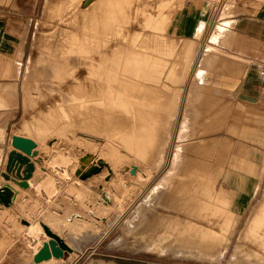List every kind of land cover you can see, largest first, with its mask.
<instances>
[{
	"label": "rangeland",
	"instance_id": "1",
	"mask_svg": "<svg viewBox=\"0 0 264 264\" xmlns=\"http://www.w3.org/2000/svg\"><path fill=\"white\" fill-rule=\"evenodd\" d=\"M45 1L0 0V4L6 5L0 8V93L5 103L3 107H0V173L5 169V165L3 166L1 160H3L5 152L10 146L11 134L19 132L28 137L31 136L32 139L35 138L33 137L34 132H30L25 127L31 125L35 129L46 126L45 130L40 128V131H45V147L50 144L56 146L49 149L51 151H47L48 159L42 163L45 171L35 175L28 192H23L22 199L20 192L14 208L7 210L8 219L0 216V242L4 239L3 245L0 244V264H26L19 261V252L24 251L27 254L26 258L22 256L21 258L22 260L24 258L28 260V255L33 253L40 245L44 230L39 219L45 216L44 211H47L49 219L61 218L60 222H63V224L69 213L77 212L82 216L77 217L80 218L79 221L85 223L81 232V241L78 243L80 249L65 252V256L58 262H52L53 264H256V262L257 264H264V257L260 258L258 255H254L249 263L242 258V255L250 254V249H253L257 254L261 253L259 249L250 246L251 243L245 240L239 242L238 251L236 248V235L238 232L231 238L226 249L223 248L222 252L218 253L215 260L201 261L196 259L195 254L181 255L174 252L173 248L166 253L147 252L146 244L150 243L152 238L158 240L163 235V232L159 231L157 227L154 229V225L147 231L144 227H141L143 229L139 227L140 230L137 228L139 231L136 229L137 233L135 230H128L129 224L136 215V207L143 202L152 187L162 181L172 165L180 161V155H185L189 158V161L190 157L201 154L194 147L196 144H200L199 142L203 143L204 140L202 139L205 138L188 135L190 125L188 119L184 118L185 109L191 100L197 110L196 113L191 110L188 115L193 126L196 125L198 117L196 116V119H193L192 115L201 116L206 113L205 111L208 108L204 99L194 103L192 98L193 84H195L194 89L199 90V99H201L203 94L209 92L208 84L210 82L215 81L221 75H226L228 78L224 79L223 83L233 84V88L234 84L239 81L238 77L243 71L246 76L242 80L244 85L241 87V92L237 95L234 94L235 97L231 94L223 98L228 99L229 102L231 123L241 130L244 128L243 125L249 124L251 126L252 121L258 120L261 129L264 130V74L261 72L264 70V0H203L206 3V9L198 28L199 34L197 30L181 32L174 26L169 31L161 29L175 14L180 0H173L171 4L170 2L163 4L168 0H149L150 2L148 0H132V7L128 9V13L121 11L124 15L117 16L120 19L116 33L118 37H114L116 39H112L113 42L111 40L109 43L102 45L100 51L110 52L111 49L112 52L114 46L110 48V45L107 44L115 45L116 43L118 46L121 44L125 51L131 48L133 55L138 57L140 53L145 52L146 48L145 44L141 43L142 40L146 37L147 40H153V37L158 36V34L159 36L166 34L173 42H180L188 36L195 41L191 39V47L185 55L184 62L180 65L175 62L174 54H165L166 65L162 72V84L165 85V91L161 94L156 91V94L153 95L156 99L153 104L163 105V109L159 110V114L161 112L164 117L167 114H174L177 117L165 164L160 171L152 172L149 181H147L145 179L147 177L146 172H142V170L144 171L142 164L137 162L133 156L129 157L128 161L130 163L140 166L142 177L139 180V178L129 174L130 177L127 178L129 187H125L121 191L111 185L107 186L111 194L108 201L109 209L101 211L93 220L87 214L86 209L89 204L94 208H97L98 204H95V194L88 189V186L93 182L103 180V178L97 176V174L95 175L97 177L91 178L84 184L76 176L73 163L78 154L76 146L79 145L86 149L95 148L97 147L95 141L98 142L97 138L100 136H94V133L89 132L84 125H80L81 115L72 109L75 107L74 104L82 103L80 98H75L69 93L68 97L63 100L60 92L68 93L69 91L65 87L56 86L53 82L44 81L43 79L46 76L42 70L45 67L47 73H50L52 69L50 65L56 55L84 49L89 43L86 40L88 34L85 28L88 24L84 22L80 14L72 18L70 14L72 11H77L78 6L75 7L67 0H51V3L46 7L44 5ZM143 11L146 13L152 11L156 15L157 21L154 25L156 28L145 24ZM224 22L234 28L236 37L225 43V45H220L217 41L210 40V37L217 32L218 27ZM194 24L195 21H192L191 25ZM136 27H139V29ZM201 32L202 36L200 35ZM198 40L200 41L198 42ZM207 44L211 47L226 49L234 55L242 56L243 58L238 59L240 62L237 63L234 61L236 57L226 55V58L237 64L236 67L239 71L225 72L222 70L221 72L214 70L209 72L203 70L202 75L200 74L195 81L196 64L199 57L208 52L206 50ZM33 51L36 54L33 55L31 63L33 67L31 78L24 82L26 66L28 65L30 53ZM118 51L119 49L116 52ZM150 51L155 52V49L151 48ZM115 57H118V55ZM110 58H113V56ZM217 58L220 59V57ZM34 78L41 80L40 83L36 82ZM159 88L161 86H157L156 89ZM135 92V101L138 98L143 102L145 100L151 102L152 97H147V94L143 95L138 90ZM232 97L234 98L233 101ZM133 105H136L135 102ZM139 106L142 107L141 104L137 105V107ZM60 110L63 115L57 119L54 114H60ZM84 123L85 120L83 119ZM85 133L90 135H87L88 138L81 140L80 135ZM229 134L227 140L218 139L220 144L213 151L219 157L216 165H229L231 162L232 164L243 163L246 166L258 165L262 171L264 169V143L245 141L248 154L254 155L243 159L238 156L240 138L234 134ZM57 138L60 141L58 143L56 142ZM96 150L99 151L98 148ZM236 157L239 159L237 160ZM61 158L62 160H60ZM263 177L264 172L261 175V182ZM255 181H260L259 175L250 176V182L254 183ZM262 187L260 192L252 197L251 203L256 201ZM78 188L84 190L80 196L77 195L76 189ZM97 202L99 203V201ZM165 210L170 209L165 208ZM21 217L26 218L31 223L28 228L22 224ZM15 227L17 228L16 231ZM93 227L98 230L99 237L90 236V229ZM65 228L66 226L63 225L59 231L64 234ZM223 233L226 232L223 231Z\"/></svg>",
	"mask_w": 264,
	"mask_h": 264
},
{
	"label": "bare ground",
	"instance_id": "2",
	"mask_svg": "<svg viewBox=\"0 0 264 264\" xmlns=\"http://www.w3.org/2000/svg\"><path fill=\"white\" fill-rule=\"evenodd\" d=\"M67 1L72 5L74 4L75 7L78 6V10L72 11L70 14L72 18L80 14L84 22L88 24L85 28L88 34L86 40L89 43H87L86 47L84 46V49L56 55L55 57L57 58L54 57L53 63L50 65L52 69L49 74L45 67L42 68L46 76L43 80L53 82L56 86L65 87L69 91L68 93L59 91L63 100L68 97L69 93L75 98H80L82 103L78 105L74 104L75 107L72 108L73 111L79 112L81 115V120H79L80 125H84L89 132L94 133V136H100L97 138L98 142L95 141V145H97L95 148L88 147L89 149H86L77 145L78 154L73 163V170L79 169V172L75 174L82 183L85 184V182L97 176L103 178V180L93 182L88 186V189L95 194V204H98V207L94 208L86 202L89 204L86 212L91 216V220H93L101 211L109 209L108 201L111 198V194L107 186L111 185L118 191L124 190L125 187H129V181H127V178L130 177L129 174L140 180L142 172H146L147 177L145 179L149 181L151 173L160 171L165 164L177 117L174 114H167L165 117L161 115V112L159 114V110L163 109V105L159 103L154 105L153 103L156 99L153 95L156 94V91L160 94L165 91V85L162 84V72L166 65L165 54H174L175 62L179 65L182 64L187 51L191 47L192 38L190 36L184 37L183 40L180 42L175 41V43L166 34H162V36L158 34V36L153 37V40H147L146 37L141 42L143 45L145 44V52L140 53L138 57L133 55L131 48L125 51L121 44L118 46L116 43L115 45L107 44L110 45V48L114 46L112 52L111 49L110 52H103L100 51L102 45L109 43L112 39H116L114 37H118L116 33L120 19L117 16L124 15L121 11L128 13V9L132 7V0ZM172 1L168 0L163 4L167 2L171 4ZM50 3L51 0H46L44 3L45 7ZM205 9L206 3L203 0H180L175 14L164 26L162 25L161 29L169 31L174 26L181 32L198 31ZM142 13L145 24L156 28L154 26L157 21L156 15L152 11L147 13L143 11ZM192 21H195L194 25H191ZM197 33L199 34V31ZM235 37L234 28L228 26L227 22H224V24L218 27L217 32L211 35L210 40H215L220 45H225V43ZM140 47L142 48V46ZM151 48L155 49V52L150 51ZM118 49L119 51L116 52ZM206 50L208 52H205L200 57L198 55L199 59L194 74L196 78L193 77L195 81L199 78L200 74L202 75L203 70L209 72L214 70L221 72L222 70L225 72L239 71L236 67L237 64L226 58V55L236 57L234 61L237 63L240 62L238 59L243 58L242 56L234 55L226 49L211 47L209 44H207ZM34 52L30 53L24 82H27L31 78V71L33 70L31 63L33 55L36 54ZM116 55L118 57L114 58ZM111 56L113 58H110ZM11 57L14 58L13 56ZM217 57H220V59ZM245 76L246 73L242 71V74L238 77L239 81L232 88L233 84L223 83V80L228 78V76L221 75V77L208 84L209 92L203 94L201 99H199V90H195V84H193L192 98L194 103L204 99L208 108L205 111L206 113L201 116L192 115L193 119H196V116L198 117L196 125L193 126L188 115L191 110H194V113L197 110L191 100L185 109L184 118L188 119L190 125L188 135H193L196 138H205L202 139L204 140L203 143L199 142L200 144H196L194 147L201 154L195 155L192 158L189 156V161V158L185 155H180V161L173 164L172 167L169 165L171 169L162 181L156 183L143 202L136 207V215L131 224H129V231L135 230L137 233L139 227L140 229L144 227L147 231V229L154 225V229L157 227L159 231L163 232V235L158 240L152 238L150 243L146 244L145 248L147 252L166 253L173 248L174 252L181 255L187 253L189 255L195 254L196 259L201 261L215 260L218 253L220 254L223 248L226 249L231 238L238 232L236 235L237 250L240 245L239 242L245 240L251 243L250 246H255L259 249L261 253L257 254L253 249H250V254L242 255V258L246 259L249 263L254 255H258L260 258L264 257V177L261 182V175H263L264 169L261 171L258 165L251 164L252 166H246L243 163L238 164L237 162V164H232L231 162L229 165L222 164L218 166L216 162L219 157L213 152L215 148L217 149V145L220 144L218 139L227 140L226 138H228L229 133L240 138L238 156L243 159L244 157L254 155L248 154L245 141L250 140L254 143H264V130L261 129L258 120L252 121L251 126L249 124L243 125L244 128L239 130L236 125L231 123L228 99H223L231 94L235 97L237 93L241 92V87L244 85L242 84V80ZM34 80L39 83L41 81L37 78H34ZM157 86H161V88L156 89ZM136 90L139 93L142 92L143 95L147 94V97H152L151 102H146V100L143 102L138 98L135 101L134 98L136 96L134 93H136ZM134 102L136 105H133ZM139 104L142 107H137ZM4 105V98L0 93V107ZM156 107L157 109L154 110ZM54 115L58 119L63 113L60 110V114ZM83 119L85 120L84 124ZM25 128L30 132H34L33 137L35 138L33 140L36 143L34 149L37 154L35 156L30 155L29 159L35 163L34 175L37 173L39 175L40 172L45 171L42 163L48 159L47 151H51L49 149L55 145L50 144L48 147H45V131L40 130H45L46 126L40 127L41 129L38 127L33 129L31 125ZM87 135L89 136L90 134L85 133L84 135H80V139L88 138ZM56 142H60L59 138L56 139ZM10 148L13 149L11 141ZM86 154L87 159L81 161L80 157ZM131 156L142 164L144 171L142 170L141 172L139 165L128 161V158ZM236 158L237 160L239 159L238 157ZM6 159L7 155L4 156L3 161L1 160L3 165L4 162L6 163ZM99 162L102 165H99ZM93 164L100 166L99 171L85 179L80 178L79 174ZM20 174H22L21 171ZM251 175H259L260 181L251 183ZM0 178L2 179L0 187L8 186L11 190V202L9 205L0 203V209L2 207L14 208L21 189L27 187H22L19 184L21 175L18 177L15 172H9L8 178L0 174ZM261 187L262 191L258 198L254 203H251L252 197L260 192ZM76 191L78 196L84 192L83 188H78ZM165 208L170 210H165ZM121 209L123 210V208ZM43 213L45 216L39 219L42 227L43 225L47 226L61 238L63 243L68 247L64 252L79 250L80 245L78 243L81 241V232L85 223L80 222V218L77 217L82 216L77 212H71L64 219L65 222L63 224V222H60L61 218L55 220L49 219L47 211ZM21 222L27 228L31 225L30 222L27 223L23 219H21ZM63 225L66 226L64 234L59 231ZM168 228L170 229L169 231L167 230ZM90 230V236L97 237L99 235L95 227ZM223 231L226 233H223ZM48 238L44 231L40 244L42 245ZM19 253V261L26 264H53L52 262H58L64 257L51 256L48 260L35 263L33 255L29 254L28 260H25L27 254L22 250ZM21 256L25 257L24 260H22Z\"/></svg>",
	"mask_w": 264,
	"mask_h": 264
},
{
	"label": "water",
	"instance_id": "3",
	"mask_svg": "<svg viewBox=\"0 0 264 264\" xmlns=\"http://www.w3.org/2000/svg\"><path fill=\"white\" fill-rule=\"evenodd\" d=\"M11 144L13 149H10L7 153V159L5 163L4 171L1 174L8 178L9 172H15V174L20 177L21 181L19 184L22 187H28V180L32 177L33 171L35 169L34 162L29 159V156H35L37 152L35 151V141L29 137L22 135H12ZM87 159V154L80 157L81 161ZM99 165H102L99 162ZM100 166L90 165L87 169H84L79 177L85 179L92 174L99 171ZM20 171L22 174H20ZM79 169H76L75 173H78ZM11 202V190L8 186L0 187V203L4 205H9ZM43 229L46 235L49 237L47 241H44L38 251L33 255V260L35 263H40L42 261L48 260L53 257H63L65 256V249L68 247L63 243L61 238L52 232L47 226L43 225Z\"/></svg>",
	"mask_w": 264,
	"mask_h": 264
},
{
	"label": "crops",
	"instance_id": "4",
	"mask_svg": "<svg viewBox=\"0 0 264 264\" xmlns=\"http://www.w3.org/2000/svg\"><path fill=\"white\" fill-rule=\"evenodd\" d=\"M4 6H6L5 4H4ZM2 4H0V8H2V7H4ZM8 7V6H7ZM20 9V8H19ZM12 135H22V136H25V137H27L26 135H23V134H21V133H19V132H15V133H13V134H11V136ZM11 136H10V140H9V142L11 141ZM11 148H10V146H9V148L6 150V152H5V156L7 155V153H8V151L10 150ZM4 158V157H3ZM3 161V160H2ZM4 165H5V162H4ZM3 165V166H4ZM34 165H35V163H34ZM35 169H34V171H33V174H32V177L28 180V182H29V186L27 187V188H25V189H21V199H22V197H23V192H28V190H29V187L31 186V183L33 182V179H34V177H35ZM1 174V173H0ZM1 178H0V184H1ZM9 208H6V207H2L1 209H0V216H2V217H4V218H6V219H8V216L6 215V212H7V210H8ZM21 219H26V218H21ZM40 219H41V217H40ZM27 223L29 222V220H25ZM41 223V222H40ZM23 224V223H22ZM24 225V224H23ZM17 230V228L15 227V231ZM3 243H4V239H2L1 240V242H0V244L1 245H3ZM40 246H41V244L36 248V250L33 252V253H30L31 254V256L32 255H34V253H36L37 251H38V249L40 248Z\"/></svg>",
	"mask_w": 264,
	"mask_h": 264
},
{
	"label": "built area",
	"instance_id": "5",
	"mask_svg": "<svg viewBox=\"0 0 264 264\" xmlns=\"http://www.w3.org/2000/svg\"><path fill=\"white\" fill-rule=\"evenodd\" d=\"M261 72H262V74H264V70H262Z\"/></svg>",
	"mask_w": 264,
	"mask_h": 264
}]
</instances>
